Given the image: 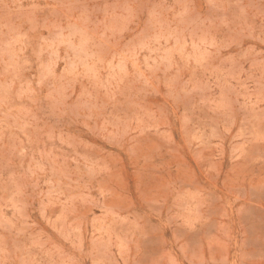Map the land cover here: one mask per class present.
Instances as JSON below:
<instances>
[{"label":"rangeland","instance_id":"rangeland-1","mask_svg":"<svg viewBox=\"0 0 264 264\" xmlns=\"http://www.w3.org/2000/svg\"><path fill=\"white\" fill-rule=\"evenodd\" d=\"M0 264H264V0H0Z\"/></svg>","mask_w":264,"mask_h":264}]
</instances>
